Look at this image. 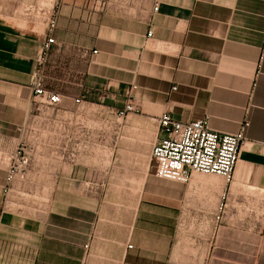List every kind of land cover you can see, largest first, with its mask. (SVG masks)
Here are the masks:
<instances>
[{
	"label": "crops",
	"instance_id": "obj_1",
	"mask_svg": "<svg viewBox=\"0 0 264 264\" xmlns=\"http://www.w3.org/2000/svg\"><path fill=\"white\" fill-rule=\"evenodd\" d=\"M163 114L247 124L230 179L156 178ZM18 144L0 264H264V0H0V152Z\"/></svg>",
	"mask_w": 264,
	"mask_h": 264
},
{
	"label": "built area",
	"instance_id": "obj_2",
	"mask_svg": "<svg viewBox=\"0 0 264 264\" xmlns=\"http://www.w3.org/2000/svg\"><path fill=\"white\" fill-rule=\"evenodd\" d=\"M55 26L54 18L48 23V36L42 44V54L49 51L53 39L50 36ZM148 37L151 33L147 34ZM30 86L35 97L43 99L44 104L53 107L60 102V97L42 86L40 74L30 77ZM80 100L76 99L75 103ZM134 111L128 104L116 116L121 118L128 112ZM208 118L193 122L172 120L169 114H163L157 120L159 136L152 145L150 160L153 165L154 176L160 180L186 183L192 173L215 175L229 180L238 161L239 148L245 141L244 124L240 132L225 134L211 130L207 124ZM162 134L163 136H160ZM31 150L25 144H18L13 150L0 152V164L5 165V184L2 211L10 212L14 203L10 199L11 186L16 180L22 181L29 164ZM224 205L219 208L222 219ZM223 216V215H222Z\"/></svg>",
	"mask_w": 264,
	"mask_h": 264
}]
</instances>
